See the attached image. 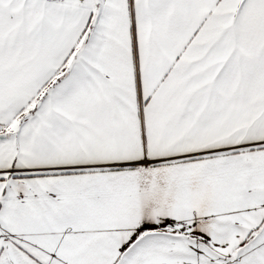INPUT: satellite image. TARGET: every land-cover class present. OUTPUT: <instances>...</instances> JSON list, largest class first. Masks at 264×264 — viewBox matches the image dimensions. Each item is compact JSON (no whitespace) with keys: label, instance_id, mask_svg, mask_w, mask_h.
<instances>
[{"label":"snow or ice","instance_id":"6c2138e0","mask_svg":"<svg viewBox=\"0 0 264 264\" xmlns=\"http://www.w3.org/2000/svg\"><path fill=\"white\" fill-rule=\"evenodd\" d=\"M0 264H264V0H0Z\"/></svg>","mask_w":264,"mask_h":264}]
</instances>
